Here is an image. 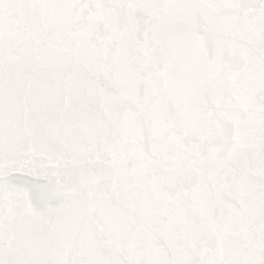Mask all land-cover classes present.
Here are the masks:
<instances>
[{
    "label": "snow or ice",
    "instance_id": "snow-or-ice-1",
    "mask_svg": "<svg viewBox=\"0 0 264 264\" xmlns=\"http://www.w3.org/2000/svg\"><path fill=\"white\" fill-rule=\"evenodd\" d=\"M0 264H264V0H0Z\"/></svg>",
    "mask_w": 264,
    "mask_h": 264
}]
</instances>
